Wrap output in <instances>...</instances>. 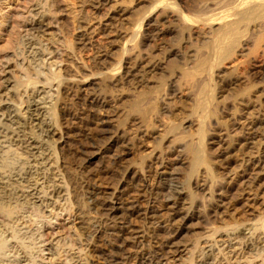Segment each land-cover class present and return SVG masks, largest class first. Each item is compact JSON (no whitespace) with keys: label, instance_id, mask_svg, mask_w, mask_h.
<instances>
[{"label":"rangeland","instance_id":"1","mask_svg":"<svg viewBox=\"0 0 264 264\" xmlns=\"http://www.w3.org/2000/svg\"><path fill=\"white\" fill-rule=\"evenodd\" d=\"M151 1L153 0H47L54 5L52 14L48 17L55 26L51 30L63 43L57 54L60 75L64 78L62 98L56 104L57 127L49 141L51 148H54L57 173L67 188L69 199L68 215L64 213L57 217L52 232L55 237L65 236L67 230L63 227H71L73 244L81 250L86 264H106L110 255L117 250L119 242L116 239L119 237L117 234H120V227L128 226V223L138 233L130 235L125 251L120 255L122 259H118L120 264H141L142 257L150 258L174 250L185 258L181 252L184 247L188 248L194 243L201 246L209 228L222 227L235 220L247 223L264 214V193L259 192L255 199L250 195L258 192L254 188L242 190L248 176L240 172L243 148L236 149L245 138L239 127L241 124L236 120H244L245 116H251L255 120L263 119L255 130V139L250 146L261 148L264 145V78L260 73L254 76L249 74L251 67L246 63L248 57L245 58V51L240 55L236 52L214 71L212 85L215 90H221L219 80L232 75V80L237 79L238 82L229 93L250 84V100L239 105L234 103L227 91L222 94L224 98L217 104L216 117L207 121L208 131L204 140L213 182L211 184L204 173V167H199L193 178L189 177L187 170L190 158L185 152V143L195 142L198 118L190 112V90L178 78L180 70L186 67L185 63L189 64L193 59L197 40L207 39L208 34L205 32H208V27L204 26L200 30L193 28V31L197 30V34L185 33L178 45L174 34L161 38L151 36L150 30L165 29L169 24L156 20L154 27L146 26L153 24L152 20L155 18L149 11ZM1 3L0 8H4L1 13L9 15L20 13L25 5L24 0L21 3L1 0ZM2 21L0 16V22ZM139 22L141 24L138 27ZM134 34H138V39ZM140 35L142 36L139 37ZM149 35L151 38L148 41L146 38ZM14 38V34L7 35L0 31V56L10 53L8 44ZM81 38L84 40L83 45L79 41ZM172 49L177 51L180 57L177 61L180 62H177L171 74L149 69L143 73L142 80L147 87H153L161 74L164 77L159 79L165 82L161 87L162 97L158 99L159 102L156 101L157 110L149 116H153V119H149L151 123L146 119L144 124L138 115L128 111V98L132 95L134 86L125 83L107 88L100 82L98 73L110 71L118 65L119 72H122L126 63L136 55V62L141 60L146 64L150 61L149 64L155 62L166 66L174 59L169 57ZM241 54H244L243 57ZM97 59H105V68L95 64ZM9 68L15 71L13 66ZM88 98L96 99L97 104L89 105ZM234 107L238 110L231 117ZM230 118L233 119L229 121ZM99 120L108 121L106 127L111 131L110 135L106 140H95L97 142L93 139L86 140L87 128H92ZM173 125L181 133L169 131ZM176 137H181V140L177 141ZM227 138L232 139L231 159H222L220 154L228 143ZM92 142H95L97 151L92 159H88L87 155L80 153L90 145L95 146ZM112 142H116V145L109 149V143ZM213 142L216 143L211 144ZM126 152H129L128 155ZM235 172L237 174L233 175ZM260 177L264 178V175L261 174ZM238 178L241 181H236ZM201 181L207 186L212 185V192L198 187ZM157 190L160 194L155 200L152 193ZM173 197H178L176 204H173ZM131 199L150 201L157 210L156 214L153 217L140 215L130 219L121 217L119 213L112 223L97 206L105 202H122L126 205ZM211 208H215L216 213ZM163 241L169 242L167 246ZM176 264L187 263L177 260Z\"/></svg>","mask_w":264,"mask_h":264},{"label":"bare ground","instance_id":"2","mask_svg":"<svg viewBox=\"0 0 264 264\" xmlns=\"http://www.w3.org/2000/svg\"><path fill=\"white\" fill-rule=\"evenodd\" d=\"M15 1L21 3L22 0ZM24 1L25 5L20 13L9 15L1 13L4 8H0L3 19L0 22V31L15 36L8 44L10 53L0 56V264H86L81 250L73 244L71 227H63L67 230L65 236L55 237L52 232L57 217L64 213L68 215L69 205L67 188L57 173L54 148H51L49 141L57 127L56 104L63 94L64 78L60 75L57 54L63 43L61 44L56 33L51 30L55 26L48 18L54 5L47 0ZM150 6L149 11L155 18L152 20L153 24H146L148 28L154 27L156 20H160L162 24L169 23L168 28L150 30L151 36L161 38L174 34L178 45L185 33L197 34V30L193 31V28L200 30L204 26L208 27V32H205L208 34L207 39L197 40L198 47L195 45L193 59L189 64L185 63L186 67L180 70L178 79L189 88V103L192 105L190 112L198 118L195 142L193 140L185 143L186 150L184 148L190 158L189 160L185 156L189 160L187 174L189 172V177L195 176L198 168L204 167V173L212 184L214 177L211 176L204 150L207 121L216 117L217 104L224 98L222 94L226 91L229 93L238 82L237 79L232 80V75L228 78L227 74V79L223 77L219 80L221 90H215L212 85L213 74L218 66L231 59L236 52L240 55L245 51V58L248 57L246 63L251 67L249 74L254 76L260 73L264 78V0H153ZM140 24L141 22L138 27ZM134 35L138 39V34ZM151 36H147L146 40L149 41ZM79 41L84 44L82 38ZM133 48L134 46L130 49ZM241 55L243 57L244 54ZM169 57L174 59L168 61L166 66H161L155 62L149 64L150 61L146 64L141 60L136 62V55L126 63L122 72H119V65L110 71L99 72L100 82L107 88L125 83L133 85L132 95L127 97L128 111L138 115L146 124V119H153V116H149L157 110L156 101L162 97L161 87L165 82L159 79L164 75L157 72L161 74L157 83L153 87H147L142 80L143 73L149 69L171 74L177 62H180L177 61L180 57L173 49L169 51ZM104 61L105 59H97L95 64L105 68ZM10 66L15 68L14 72L10 70ZM249 85L229 93L234 103L240 105L250 100ZM87 101L89 105H93L97 100L88 98ZM233 109L231 117L238 110L236 107ZM262 120H255L251 116L236 120L241 124L239 127L245 136L240 145L236 144L239 145L237 150L243 148L240 172L248 176L247 185L244 182L242 190L254 188L258 192L245 193L253 195L255 199L259 192L264 193V178L260 177L261 174L264 175V172L260 173L264 171V145L261 148L250 145L253 144L255 130ZM107 124L106 120L95 122L92 128H87L85 139L106 140L111 133L106 127ZM170 129L172 133L177 132L174 125ZM227 139L228 143L220 154L222 159H231L232 139ZM180 140L181 137L177 138V141ZM109 145V149H112L116 142ZM90 146L80 153L87 155L88 159H92L97 151L96 145ZM236 181L241 180L238 178ZM201 182L198 187L212 192V185L207 186L204 181ZM159 194L160 191H154L153 199L156 200ZM173 198V204H176L178 197ZM150 203L132 200L127 201L126 205L122 202H105L97 206L114 223L119 213L121 217L130 219L140 215L153 217L157 210ZM214 209L211 208V211ZM173 211L176 212L175 209ZM201 211L204 212L203 207ZM118 232L117 250L110 255L106 264H120L118 259H122L120 255L124 253L126 243L134 233H138L130 223L120 227ZM165 243L167 246L169 242L163 241ZM181 252L185 258L180 257L179 252L174 250L150 258L142 257L141 264H176L177 260L187 264H264V214L247 223L235 220L222 227L209 228L201 246L194 243L188 248L184 247Z\"/></svg>","mask_w":264,"mask_h":264}]
</instances>
